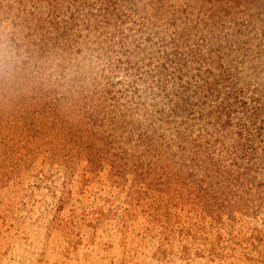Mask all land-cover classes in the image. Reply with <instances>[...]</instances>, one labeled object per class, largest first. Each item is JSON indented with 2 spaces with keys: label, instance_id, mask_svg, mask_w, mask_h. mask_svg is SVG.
Returning a JSON list of instances; mask_svg holds the SVG:
<instances>
[{
  "label": "rangeland",
  "instance_id": "374dc122",
  "mask_svg": "<svg viewBox=\"0 0 264 264\" xmlns=\"http://www.w3.org/2000/svg\"><path fill=\"white\" fill-rule=\"evenodd\" d=\"M0 33V264H264V0H0Z\"/></svg>",
  "mask_w": 264,
  "mask_h": 264
},
{
  "label": "clouds",
  "instance_id": "9594fccd",
  "mask_svg": "<svg viewBox=\"0 0 264 264\" xmlns=\"http://www.w3.org/2000/svg\"><path fill=\"white\" fill-rule=\"evenodd\" d=\"M23 62L18 43L0 33V82L15 81L21 74Z\"/></svg>",
  "mask_w": 264,
  "mask_h": 264
},
{
  "label": "trees",
  "instance_id": "16d2710c",
  "mask_svg": "<svg viewBox=\"0 0 264 264\" xmlns=\"http://www.w3.org/2000/svg\"><path fill=\"white\" fill-rule=\"evenodd\" d=\"M233 80H236V79H233ZM240 85L242 87H244V88L253 87V84L249 85L247 83H240ZM239 92H240V90L239 91L237 90V92L235 94H233L234 99H240L241 98ZM6 102H7V104H10L11 103V99L7 100ZM241 125L243 126V129L241 128ZM247 125H252V124H250V121L247 118H244L241 123H240V120L237 122L235 127H236V129L238 131L239 139H240L241 134L247 130ZM262 130H263V127H260V129H259V127H256L255 131L254 132L252 131L253 134L251 136L247 135L245 138H243L242 157H238V158H243V160H246L248 162L251 161L252 157H249V156H250V153L252 152V147H250V146H251V144L254 143V139H256V136H259V135L262 134L261 133ZM239 144H242V143L240 142ZM197 156H198V154H196V157ZM212 160H213V162H212ZM221 162H222L221 159L207 158L206 161H204V162L201 161L198 165H205V163H206V165H216L217 163H221ZM232 165H235V161H233ZM230 184L235 185V183H230Z\"/></svg>",
  "mask_w": 264,
  "mask_h": 264
}]
</instances>
